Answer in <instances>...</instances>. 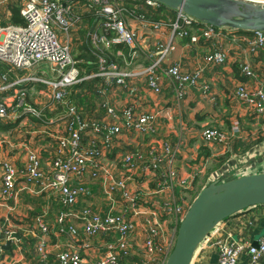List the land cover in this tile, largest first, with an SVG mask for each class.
I'll return each instance as SVG.
<instances>
[{
    "label": "built area",
    "instance_id": "1",
    "mask_svg": "<svg viewBox=\"0 0 264 264\" xmlns=\"http://www.w3.org/2000/svg\"><path fill=\"white\" fill-rule=\"evenodd\" d=\"M88 8H92L95 16L102 20L104 32H111L117 37V43L127 44L133 52H145L150 62L147 65L137 64L130 72L119 71L118 64L107 60L103 55L97 56L95 62L97 72L82 76L79 61L72 54V33L78 29L80 17L74 13V2L64 0H0V4H13L19 8V14L25 21L24 26L7 25L0 27V66L14 79L10 84H4L5 76L1 77L0 93L16 90L21 84L29 83L45 85L50 89L52 106L61 108L62 119L47 120L44 114L26 101V91L19 89L10 104L0 101V122H14L21 115L33 117L40 125H44L36 134L47 136L56 142L55 152L50 157L49 168L43 169L40 154L35 149L24 147V163L18 169L12 161H0V206L11 210L10 201L15 200L16 186L19 179L24 183L37 186L39 192H47L58 199L61 212L55 218L60 228L67 226L66 234L72 242L64 250L52 254L50 246V226L37 218L35 245L31 253L37 264H122L121 257H127L131 250L129 236L134 231L131 217L136 215L142 200L134 195L130 189V177L124 173L134 174L141 165L142 171L151 174L159 172L161 182L156 186L154 193H162L164 189L177 186L186 190L188 185L179 178L173 168L174 151L166 141L158 145L152 143L149 149V162L144 161L139 153L125 154L118 163H106L105 158L112 152L115 141L122 133L131 132L136 135L152 136L156 133L158 112L138 114L135 111V92H130L129 104L121 109V115L115 113L114 108L107 109L110 118L118 119L117 124L97 123L89 120L83 114L81 106L71 101L72 93L77 86L94 78H101L106 86L116 84L127 87L130 80L145 79L148 89L159 95L162 84L166 82L174 86L176 96L182 99L189 89L198 88L206 93L207 85H200L204 71L224 66L227 61V52L222 45L225 38L220 29L199 22L183 12L176 10V19L173 24L164 25L163 22H153L140 16L133 15L140 5L152 10L162 5L156 0H87ZM131 1L132 11L124 7ZM264 3V0H249ZM134 11V12H133ZM171 28L172 34L178 39L189 38L190 44H198L201 40L211 41L217 45L212 52L207 53L201 66L186 72L175 63L167 65L166 60L175 51L171 40H161L159 34ZM194 32H199L195 34ZM257 40H245L247 47L245 54L255 56L264 52V32H254ZM146 35L158 38L159 42L149 50L142 48L141 38ZM93 42V41H92ZM121 56V52H117ZM239 65L240 75L248 80L257 81L252 65L247 59ZM45 67L43 70L39 68ZM37 72L49 74V78H41ZM23 73V75H19ZM131 90V89H129ZM208 94H206L207 96ZM234 96L239 97L246 104L253 119L264 120V84L249 90L246 86H238ZM249 114V115H250ZM55 125V126H54ZM54 128H53V127ZM54 131H51L53 130ZM243 133L241 122L234 118L231 121L229 136L219 130L205 128L201 138L205 143L223 145L225 151L233 148L232 143ZM264 137V131H263ZM264 147V141L261 143ZM264 159L263 151L257 146L243 154L233 156L230 162L222 165L216 172L207 177V185L212 182L224 183L243 176L262 174L263 168L255 167ZM119 170L123 171L120 172ZM261 170V171H260ZM146 172V173H147ZM120 174L117 178L116 175ZM99 180L104 196L110 201L111 209L104 215L91 213L85 210L82 215L72 213L79 198L87 191L83 185L84 178ZM161 216L179 217L183 219L191 202L181 195L176 201L165 202L159 207ZM120 206L119 213H115ZM115 213V214H114ZM73 220L84 224L82 241L74 228ZM7 226H0V246L17 234ZM60 227V228H59ZM108 232L119 235L116 242L107 248L97 260H89L85 254L91 249L88 239L95 238ZM211 232V231H210ZM209 232V233H210ZM208 236V235H207ZM205 237V239L207 238ZM204 239V240H205ZM203 240V241H204ZM202 241V242H203ZM174 239L169 240L159 225L150 224L144 231L142 254L151 264H164L172 247ZM202 244V243H201ZM200 244V245H201ZM199 245V246H200ZM217 264H238L241 256L246 255L247 264H261L264 258V234L254 246L244 240H234L225 235L217 242ZM3 251H0V255ZM0 264H3L0 258Z\"/></svg>",
    "mask_w": 264,
    "mask_h": 264
},
{
    "label": "crops",
    "instance_id": "2",
    "mask_svg": "<svg viewBox=\"0 0 264 264\" xmlns=\"http://www.w3.org/2000/svg\"><path fill=\"white\" fill-rule=\"evenodd\" d=\"M64 1L74 2V13L80 17L78 29L71 36L72 54L80 52L77 57L81 59L73 55L76 59L83 61L85 58L84 61H86L87 57L92 55L89 50L91 48V51H95L94 54L103 56L106 54L108 58L110 57L111 62L118 64L121 72H130L137 64L147 65L150 62L145 52L143 54L137 52L133 55L132 49L127 44L117 43V37L113 36L111 32L105 33L102 20L95 16L92 8H88L89 2L87 0ZM8 6L9 4L6 3L0 4V11L4 10L3 18L10 22ZM132 6L131 1L124 4V7L129 11H132ZM133 15L137 16V20H140L141 16L146 20L169 25L175 22L176 10L163 5L157 10H152L141 4ZM194 33L199 34V32ZM223 34L225 38L222 45L227 52V61L224 66L204 71L199 84L207 85L206 93L198 88L189 89L186 95L179 99L176 96L174 86L164 82L161 93L155 95L148 89L145 79L142 78L130 80L127 87L116 84L106 86L103 79L96 78L93 82L88 80L85 82L86 84L83 83L72 93L70 100L81 106L87 119L95 120L100 124L105 122L117 124L120 121L110 118L107 109L114 108L115 113L120 117L121 109L130 102L129 94L135 92L131 95H135L134 106L138 114L145 112H158L160 114L157 118L156 133L152 136H142L122 131L115 141L112 152L107 154L105 162L108 164L118 163L125 154L129 153H139L144 161L149 162L148 151L151 144L158 145L160 142L166 141L174 151L173 168L177 171L179 178L185 180L188 185L186 190L174 186L167 190L164 189L162 193H154L157 184L161 182L159 172L151 174L146 170L142 171L141 165H139L134 174L124 173L125 176L130 177L131 191L142 200L143 205H140L137 214L131 217V223L134 225V231L128 238L131 250L127 257H121L122 264H140L141 261L151 264L146 261L141 249L144 231L149 224L153 226L155 223L164 230H167L168 227L175 230L177 226L171 223V218L161 216L159 208L154 207L151 202H155L161 207L165 202L176 201L181 195H185L187 201L191 202L207 185V177L226 162H230L229 159L233 154L240 155L258 146L264 155V147L261 145L264 141L262 135L264 120L259 123L258 120L253 119L248 114L249 110L245 102L234 96L238 86H246L249 90H253L260 85V82L264 84V52H259L255 56L245 54L247 43L237 36L247 37L253 33H241L229 29L227 32L224 30ZM159 37L161 40H171L175 46V51L170 54L166 64L177 63L186 72H191L201 66L203 57L217 47L211 41L201 40L198 44H190L189 38L180 40L177 34H172L171 28L161 32ZM159 39L146 35L143 39L141 38V46L142 48L147 46L151 50L153 45L159 42ZM85 47H87V51H85ZM117 52H121L122 55L118 56ZM245 59L252 65L257 75V81L248 80L240 75L239 65ZM41 69L39 68L38 71ZM37 74H41L40 77L45 78V80L49 78V74H42L41 72H37ZM19 75L22 76L23 73ZM2 76H5L4 84H10L14 79L5 69L3 71V68L0 67V84L2 83ZM26 85L31 86L29 83H26L25 87ZM206 94L208 95L206 96ZM44 95L46 98L42 100L43 106L31 105L39 109L47 120L62 119L64 116L62 109L52 106L48 94ZM13 98L14 89L0 93V101L7 102L10 100L11 103ZM234 118L241 122L243 133L233 141L232 149L225 151V148L214 143H205L202 140L201 132L205 128L222 131L227 126L226 129L230 132L229 128H231V121ZM26 120L28 122L34 121L36 124L31 127ZM0 125V129L8 127L7 130H0V161H12L18 169H21L25 159L23 146H26V148L32 149L40 148L42 153L39 154L43 169L49 168L50 157L55 152L56 142L47 136L42 137L36 134L35 131L44 127L43 124L40 125L33 117L21 115L14 122H0ZM261 173H264V168ZM116 177L119 178L120 174H117ZM83 185L87 191L71 209L72 213L82 215L85 210L101 215L107 213L111 209V203L104 196L99 180L85 177ZM16 191L15 200L8 203L11 210L0 206V226H7L5 223L7 218L9 220L8 228L20 236L19 240L11 241L9 251L1 253L0 258L3 264H37L36 259L31 254L35 245V235L38 234L37 218L50 226L52 254L67 248L72 243L66 234L67 226L59 227L60 233L58 234V226L55 222V218L62 210L58 199L47 192H39L36 185L31 187L21 179L17 182ZM120 210L121 207L118 206L115 213H119ZM72 223L82 241L84 239L82 237L84 224L79 220H73ZM262 234H264V205L238 212L219 223L208 234L207 238L196 249L191 264H217V242L225 235L231 236L234 240H244L253 245L257 243ZM118 237L117 233L108 232L88 239L91 249L85 256L91 261L97 260L110 245L116 242ZM247 262V256L243 255L238 264H247ZM261 264H264V258H262Z\"/></svg>",
    "mask_w": 264,
    "mask_h": 264
},
{
    "label": "water",
    "instance_id": "3",
    "mask_svg": "<svg viewBox=\"0 0 264 264\" xmlns=\"http://www.w3.org/2000/svg\"><path fill=\"white\" fill-rule=\"evenodd\" d=\"M214 28L241 33L264 32V3L249 0H156ZM45 69L42 67L41 70ZM264 205V173L206 185L178 223L164 264H191L196 249L219 223L251 207ZM10 239L19 240L18 234ZM254 246L257 243L253 244ZM8 240L0 251L10 250Z\"/></svg>",
    "mask_w": 264,
    "mask_h": 264
},
{
    "label": "rangeland",
    "instance_id": "4",
    "mask_svg": "<svg viewBox=\"0 0 264 264\" xmlns=\"http://www.w3.org/2000/svg\"><path fill=\"white\" fill-rule=\"evenodd\" d=\"M3 17H4V10L0 11V27H4V26H7V25H13L10 22H7ZM229 29L230 28L223 27L220 30H221V32L224 33V30L227 32V30H229ZM237 37H239L241 39H245V40H252V41H256L257 40V35H255V34H253L251 36H247V37H245V36H237ZM85 39H86V37H85ZM86 41H87V39H86ZM79 53L80 52H75L73 55L75 57H77L79 55ZM78 59H81V58H78ZM3 71H4V69H3ZM39 76H42V75L39 74ZM19 89H24L26 91V95H27L26 101L28 103H30V104L36 105V107L39 106V105L40 106H43L42 100H44L46 98V96L44 94H48L49 98L51 97L50 96V89L48 87H45V86L41 85V84H33L30 87H28V85H26V87H25V84H21L20 85V88L18 87V88H16V90H14V95L17 94L16 91H18ZM5 103H7V104L10 103V100L7 101V102L5 101ZM83 110H84V108H83ZM248 114H250L249 111H248ZM250 116H252V115L250 114ZM257 120H258L257 122H259V123L262 122L261 121L262 120L261 118H258ZM26 121L28 122V120H26ZM28 123H29V125L31 127H32V125L36 124V122H34V121L33 122L30 121ZM226 128H227V126L224 127L223 130L220 131V132L224 133L226 136H229V133L230 132ZM254 132H255V130H254ZM31 136H35V135H31ZM220 147L221 148H225V147H223V145H220ZM35 150L38 152V154L39 153H42V151L40 150V148H35ZM236 153H239V152H236ZM186 201H187V199H186ZM191 203H192V201H191ZM169 218H171V223L172 224H174V225L176 224L177 225L179 223V217L170 216ZM163 232H164V234H166V236H168V238H169L170 241L175 238L176 230H174V228L168 227L167 230H164L163 229ZM139 256H141V255H139ZM140 264H146V263L144 261H141Z\"/></svg>",
    "mask_w": 264,
    "mask_h": 264
},
{
    "label": "trees",
    "instance_id": "5",
    "mask_svg": "<svg viewBox=\"0 0 264 264\" xmlns=\"http://www.w3.org/2000/svg\"><path fill=\"white\" fill-rule=\"evenodd\" d=\"M8 9H9V12H10V17H11L10 18V22H11V24L18 25V26H24L25 25V21L23 20V18L19 14V8L16 5L9 4ZM88 47H90V46H88ZM118 47H120V46H118ZM114 48H117V47L114 46ZM84 49H85V51H87V47H85ZM89 50H90L92 55L87 57L86 61H84L85 60V58H84V60H83L84 63L79 65V68L81 70L82 76L97 72V69L95 68L96 67L95 62L97 61L98 54H94L95 51H91L92 50L91 48H89ZM86 55H87V53H86ZM83 57H86V56H83ZM104 57L107 60L110 58V57L108 58V56L106 54L104 55ZM85 72H86V74H84ZM95 79L96 78H94L92 80L90 79V80L93 82ZM85 82H87V81H85ZM85 82H84V84H86ZM77 87H79V86H77ZM7 129H8V127H5V128L0 129V130H7ZM177 227H178V224H177V226L175 228L176 231H177Z\"/></svg>",
    "mask_w": 264,
    "mask_h": 264
},
{
    "label": "bare ground",
    "instance_id": "6",
    "mask_svg": "<svg viewBox=\"0 0 264 264\" xmlns=\"http://www.w3.org/2000/svg\"><path fill=\"white\" fill-rule=\"evenodd\" d=\"M255 167H261L263 168L264 167V159L260 160L258 165H256Z\"/></svg>",
    "mask_w": 264,
    "mask_h": 264
}]
</instances>
